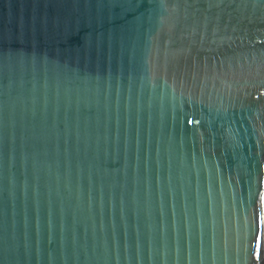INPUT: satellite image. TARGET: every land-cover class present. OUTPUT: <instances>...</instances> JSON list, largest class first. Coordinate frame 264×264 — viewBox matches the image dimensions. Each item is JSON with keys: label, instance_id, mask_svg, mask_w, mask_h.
Masks as SVG:
<instances>
[{"label": "water", "instance_id": "1", "mask_svg": "<svg viewBox=\"0 0 264 264\" xmlns=\"http://www.w3.org/2000/svg\"><path fill=\"white\" fill-rule=\"evenodd\" d=\"M0 264H264V0H0Z\"/></svg>", "mask_w": 264, "mask_h": 264}]
</instances>
